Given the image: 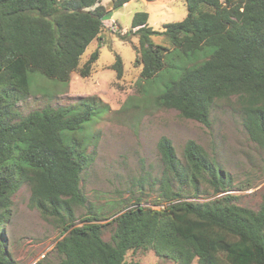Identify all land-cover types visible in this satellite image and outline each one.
<instances>
[{"label": "trees", "instance_id": "16d2710c", "mask_svg": "<svg viewBox=\"0 0 264 264\" xmlns=\"http://www.w3.org/2000/svg\"><path fill=\"white\" fill-rule=\"evenodd\" d=\"M109 1L107 7L101 0H0V264H19L3 228L11 196L22 185L30 205L60 228L55 259L41 264H138L126 261L127 253L150 249L178 264H264V194L256 209L241 205L229 192V174L193 140L179 157L168 137L158 138L161 168L150 204L137 197L106 223L97 213L75 214L86 204L80 181L90 158L76 134L93 120L87 102L94 96L25 115L17 103L30 94L31 72L64 84L72 71L90 73L100 50L80 65L82 53L100 39L113 10L132 0ZM184 1L185 17L160 31L148 25L146 11L135 12L124 33L117 31L125 42L137 38L138 81L161 80L156 104L206 126L215 102L234 98L244 130L264 150V0ZM155 33L170 46L153 43ZM111 67L122 75L118 54Z\"/></svg>", "mask_w": 264, "mask_h": 264}, {"label": "rangeland", "instance_id": "374dc122", "mask_svg": "<svg viewBox=\"0 0 264 264\" xmlns=\"http://www.w3.org/2000/svg\"><path fill=\"white\" fill-rule=\"evenodd\" d=\"M101 3L110 6L109 0ZM137 11L148 13V25L156 31L164 23L183 19L187 12L184 0H132L113 10L100 39L91 41L81 55L80 65L95 49L100 50L87 76L72 71L64 84L37 71L31 72L30 94L17 103L18 112L25 115L34 109L69 105L94 96L95 101L87 102L94 107L93 120L76 134L84 140L90 158L80 181L86 204L76 208L75 214L97 213L103 218L100 222L106 223L113 211L131 205L137 197L142 204H150L156 196V185L152 187L151 182L161 168L157 151L161 135L171 140L179 157L187 140L201 145L229 174L232 182L229 192L238 195L241 205L256 209L264 194V150L244 130L234 98L215 102L209 126L181 117L175 109L158 106L154 95L164 84L161 80L151 86L138 81L140 66L134 63L136 53L132 47L137 38L132 37L133 43L125 42L117 35V31L124 33L129 29ZM151 40L170 46L161 34H152ZM116 54L123 61L120 77L111 67ZM142 176L146 180L143 189L138 190L136 186ZM11 200L12 215L3 228L11 257L19 264H41L44 257L54 260V245L60 237L57 220L45 219L30 205L27 185L12 194ZM112 227L109 224L103 229L105 240L110 239ZM126 261L178 264L158 256L152 249L129 251Z\"/></svg>", "mask_w": 264, "mask_h": 264}, {"label": "crops", "instance_id": "0c3cea01", "mask_svg": "<svg viewBox=\"0 0 264 264\" xmlns=\"http://www.w3.org/2000/svg\"><path fill=\"white\" fill-rule=\"evenodd\" d=\"M130 2H131V1H130ZM127 3H129V2H127ZM127 3H125V4H127ZM125 4H124V5H125ZM124 5H123V6H124ZM123 6H122V7H123ZM112 13H113V12H112ZM112 13H111V15H112ZM111 15H110V16H111ZM108 20H110V19H108ZM106 21H107V19L104 20L105 25H106Z\"/></svg>", "mask_w": 264, "mask_h": 264}]
</instances>
